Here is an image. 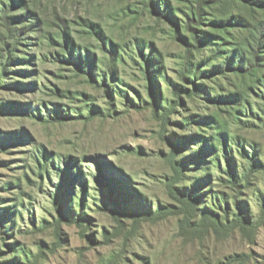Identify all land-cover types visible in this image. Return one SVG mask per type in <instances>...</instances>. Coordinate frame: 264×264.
<instances>
[{"label":"rangeland","instance_id":"obj_1","mask_svg":"<svg viewBox=\"0 0 264 264\" xmlns=\"http://www.w3.org/2000/svg\"><path fill=\"white\" fill-rule=\"evenodd\" d=\"M39 1L19 44L31 23L0 11V264H264V79L230 60L264 11L238 0L243 21L200 26L216 35L194 52L212 72L193 92L181 73L197 0H154L165 16L153 0ZM65 32L93 76L56 58ZM7 46L34 61L5 67Z\"/></svg>","mask_w":264,"mask_h":264},{"label":"trees","instance_id":"obj_2","mask_svg":"<svg viewBox=\"0 0 264 264\" xmlns=\"http://www.w3.org/2000/svg\"><path fill=\"white\" fill-rule=\"evenodd\" d=\"M197 8L194 11L193 16L189 19L187 28L189 31L192 32V42H184L187 49H186V55H185V60L183 64V70L181 73V77L184 81L187 82L188 85H191V89L193 92H196L198 88V84L196 82L198 73L200 72L201 74H206L208 72H212L207 69L201 70L200 67H198L199 62L195 60L194 52L195 50L199 49L202 47L204 43H209L212 39L215 37V33L207 32L204 30H201L200 26L203 25L204 23H208L209 26H212L214 29H220V28H225L228 24H231L233 22H241V19L243 21L242 14L239 11H235V8L237 7V3H240V1L243 2V0H197ZM238 1V2H236ZM249 2H254L255 5L259 6L264 11V0H248ZM151 5L157 10L159 15L165 16L167 12V4L165 3V10L163 11L161 9L162 3H157L156 1L153 0V2H150ZM1 4L3 8L0 7V11L3 12L1 18L5 19L6 21L10 22L11 20H18L19 23H22L24 21H28L31 23L30 26H25L23 29L19 30V32L13 33L14 36H12L13 39H16V43L19 44V35H24L26 34V30L29 28L32 30L33 28L38 26V22L36 23V19L39 18V12H40V7H41V2L38 0H10V2H3L1 1ZM214 5H217V11H218V16L216 19H211V20H206L204 18V10L205 7H212ZM9 8V11L7 12ZM12 8H26V11L19 16H12L9 15L8 13L11 11ZM154 9V10H155ZM155 10V11H156ZM228 17L231 20L225 19ZM247 26L248 33L242 35V38L238 41V46L235 47L231 51V56L230 60L234 61L237 63V70L241 71L242 73L252 76L255 75L257 77V80L262 84V79H264V18L256 20L254 23H250ZM92 28H96L94 25L91 26ZM99 27V32L98 35H100L102 29L100 26ZM66 34V40H65V46L69 52H66L64 55L57 53L56 58L61 59L63 61L67 60H72L75 63V66L86 73H88L90 76H93L94 72H90L89 68L92 66V59L94 57L91 56L90 52L88 50L87 54L84 55L83 49L80 46L78 49H76L75 44H72L71 41H73V38L67 37ZM204 34V35H202ZM53 42H56V40L51 37L50 38ZM216 43V42H214ZM39 45L41 46V41L39 42ZM11 46H7V49L4 51L7 54L6 58L8 60L4 63L5 67H8L10 65V62H15V61H22V62H28L32 63L34 61L35 55L31 54L30 58L26 57H18V56H13L12 55V50L9 49ZM10 51V52H9ZM66 54H68L69 58H66ZM194 59V60H192ZM89 63V67L87 65ZM197 64V65H196ZM208 65V64H206ZM17 72L20 73H34L36 70H17ZM98 83L99 81L96 80ZM36 83L34 81H31L27 84H24L22 82H16L17 85H22V86H28V87H33ZM15 85V84H14ZM99 85L102 86L103 88L106 89V92L109 93L110 85L108 84V78L105 76H102V79L99 82ZM200 90V89H199ZM183 91L187 94L190 93V89L188 87L184 88V90L177 89V95L180 96V93H183ZM225 136V132H222ZM43 150H44V160L45 164L41 165L40 162L38 165L40 168L46 167L47 166V159L46 157L49 156V152L44 146L42 145ZM40 148L37 147L36 151L34 152V157L37 158V152H40ZM69 162V161H67ZM232 179H229V182L232 183L233 185H236L238 182L235 174L231 173ZM183 195L179 196V199L187 204L188 206L193 207V202L191 201L192 197L187 196L184 193H180ZM138 196H136L135 200L137 201ZM114 197L111 196V199L115 204L116 208L121 209V203L117 201L116 199H113ZM124 200V199H123ZM126 210L128 212L133 211V212H141L138 208L135 209L133 207H126ZM142 214V213H140ZM144 215V212H143ZM69 221V220H68Z\"/></svg>","mask_w":264,"mask_h":264}]
</instances>
